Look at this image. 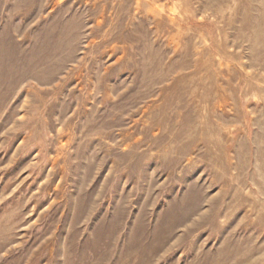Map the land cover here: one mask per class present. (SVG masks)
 Wrapping results in <instances>:
<instances>
[{"label":"rangeland","instance_id":"374dc122","mask_svg":"<svg viewBox=\"0 0 264 264\" xmlns=\"http://www.w3.org/2000/svg\"><path fill=\"white\" fill-rule=\"evenodd\" d=\"M0 264H264V0H0Z\"/></svg>","mask_w":264,"mask_h":264}]
</instances>
